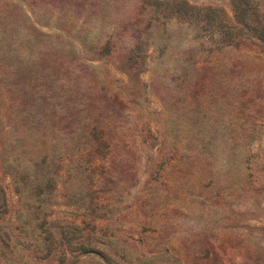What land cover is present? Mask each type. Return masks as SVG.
<instances>
[{
	"label": "rangeland",
	"instance_id": "obj_1",
	"mask_svg": "<svg viewBox=\"0 0 264 264\" xmlns=\"http://www.w3.org/2000/svg\"><path fill=\"white\" fill-rule=\"evenodd\" d=\"M0 264H264V0H0Z\"/></svg>",
	"mask_w": 264,
	"mask_h": 264
}]
</instances>
